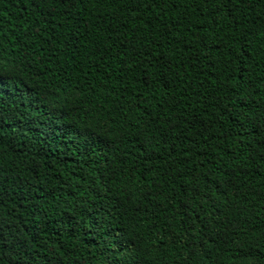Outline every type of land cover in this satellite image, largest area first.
Here are the masks:
<instances>
[{
  "label": "trees",
  "instance_id": "16d2710c",
  "mask_svg": "<svg viewBox=\"0 0 264 264\" xmlns=\"http://www.w3.org/2000/svg\"><path fill=\"white\" fill-rule=\"evenodd\" d=\"M0 264H264V0H0Z\"/></svg>",
  "mask_w": 264,
  "mask_h": 264
},
{
  "label": "snow or ice",
  "instance_id": "6c2138e0",
  "mask_svg": "<svg viewBox=\"0 0 264 264\" xmlns=\"http://www.w3.org/2000/svg\"><path fill=\"white\" fill-rule=\"evenodd\" d=\"M0 86H2V85H0ZM261 119H262V122H264V117H262ZM261 157H262V159H264V152L261 153Z\"/></svg>",
  "mask_w": 264,
  "mask_h": 264
}]
</instances>
